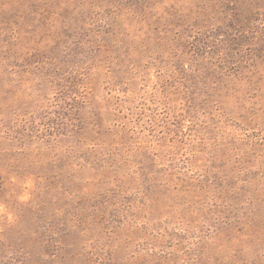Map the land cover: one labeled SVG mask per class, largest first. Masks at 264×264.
Here are the masks:
<instances>
[{
	"label": "rangeland",
	"instance_id": "obj_1",
	"mask_svg": "<svg viewBox=\"0 0 264 264\" xmlns=\"http://www.w3.org/2000/svg\"><path fill=\"white\" fill-rule=\"evenodd\" d=\"M0 264H264V0H0Z\"/></svg>",
	"mask_w": 264,
	"mask_h": 264
}]
</instances>
